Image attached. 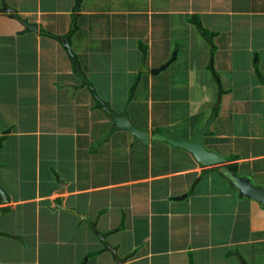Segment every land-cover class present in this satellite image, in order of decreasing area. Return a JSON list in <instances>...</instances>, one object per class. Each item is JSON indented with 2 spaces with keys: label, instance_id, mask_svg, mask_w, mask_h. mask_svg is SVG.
Masks as SVG:
<instances>
[{
  "label": "crops",
  "instance_id": "1",
  "mask_svg": "<svg viewBox=\"0 0 264 264\" xmlns=\"http://www.w3.org/2000/svg\"><path fill=\"white\" fill-rule=\"evenodd\" d=\"M5 1L39 32L0 14V264H264L261 203L113 132L56 38L75 20L81 72L141 129L192 141L215 112L204 147L264 186V0Z\"/></svg>",
  "mask_w": 264,
  "mask_h": 264
},
{
  "label": "water",
  "instance_id": "2",
  "mask_svg": "<svg viewBox=\"0 0 264 264\" xmlns=\"http://www.w3.org/2000/svg\"><path fill=\"white\" fill-rule=\"evenodd\" d=\"M83 0H76V6L74 8L75 12H78L81 8V3ZM0 14H9L11 17L19 21L27 32H39L38 25L31 24L27 20L23 19L19 16L14 9L8 6L5 0H3V9L0 10ZM75 32V20L73 23L72 30L69 34L61 37H56L62 43L66 51L68 52L69 57L74 65V69L79 72L81 79L85 86H87L88 90L99 104V108L103 110L108 117L111 118L113 122V132L114 131H124L130 133L134 138L136 143L141 144H150L151 142H163L167 143L173 147L183 149L193 156V159L203 168H212L219 166V173L221 176L229 182V184L234 187L239 195L245 196L247 198L256 200L261 203L264 208V186L254 184L250 179L245 176H239L236 172L228 169L224 164L226 163V159L213 151L207 150L203 145V137L208 134V128L210 124L215 119L216 113L214 112L211 118L206 123V126L200 131L198 136L192 140L187 141L179 138L168 137L161 133L152 134L150 131L141 129L132 123L130 118L127 117L126 107L122 109L121 113H117L113 111L111 106L103 101L97 94L96 89L94 88L92 82L86 77L83 72H81V67L79 61L77 60L76 55L73 53L71 48V37ZM167 65H163L162 68L158 71H152V74H156L165 69ZM149 72L145 69L144 65L142 67V71ZM220 103L218 99L217 104ZM0 197L2 201H7V194L2 188L0 184ZM105 241V238L103 239ZM107 243V242H106ZM107 247L111 252H113L117 261L119 260L117 249L110 244L107 243Z\"/></svg>",
  "mask_w": 264,
  "mask_h": 264
},
{
  "label": "trees",
  "instance_id": "3",
  "mask_svg": "<svg viewBox=\"0 0 264 264\" xmlns=\"http://www.w3.org/2000/svg\"><path fill=\"white\" fill-rule=\"evenodd\" d=\"M190 22H192L193 24H196L197 27L199 28V31L200 33L202 34V36L211 44V47H212V54L214 53L215 51V43H214V38H215V33H212L210 32L209 30L205 29L199 19V17L197 15L193 16L190 18ZM76 29H77V25H76ZM142 49H143V52H146L147 51V48L142 44ZM136 87L137 85H133L132 89L130 90V93H134L135 90H136ZM228 169L236 172V169H235V166L234 165H230V166H227ZM217 168H213V169H207V170H204L202 171V174H206L208 171H216Z\"/></svg>",
  "mask_w": 264,
  "mask_h": 264
},
{
  "label": "rangeland",
  "instance_id": "4",
  "mask_svg": "<svg viewBox=\"0 0 264 264\" xmlns=\"http://www.w3.org/2000/svg\"><path fill=\"white\" fill-rule=\"evenodd\" d=\"M201 190L202 189H200V193H201ZM191 197H192V195H191ZM247 208H249L248 204H247ZM235 212L237 213V217H236L237 227L240 228V230H239L240 233L238 236H241L244 238V237L249 235V223H248V221L250 218H249L247 213H245V215L243 216V210L242 209L238 208L235 210ZM247 223H248V225H247Z\"/></svg>",
  "mask_w": 264,
  "mask_h": 264
}]
</instances>
